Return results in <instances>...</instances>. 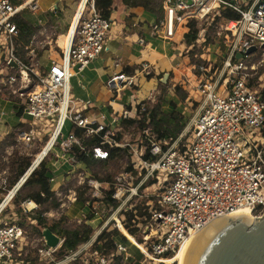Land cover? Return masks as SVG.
I'll use <instances>...</instances> for the list:
<instances>
[{"label": "built area", "instance_id": "1", "mask_svg": "<svg viewBox=\"0 0 264 264\" xmlns=\"http://www.w3.org/2000/svg\"><path fill=\"white\" fill-rule=\"evenodd\" d=\"M70 1L74 3V12L60 58L52 60L43 73L36 74L16 54L19 45L15 43L18 29L14 18L22 17L26 10L36 12L37 0H0V42L5 43L0 45V102L11 104V115L22 108L21 121H29L28 129L10 128L5 119L9 114L0 105V125L8 127L0 131V142L12 134L27 147L41 143L39 155L46 153L38 161L36 156L7 195L12 194L10 200L27 176L55 149L74 162L71 149L74 145L83 149L85 138L97 137L111 147L126 146L116 140L118 131L111 124L85 117L71 95V78L80 75L106 50L112 22L97 10L95 0ZM163 11L156 31L162 29L168 39L173 38L178 26L187 28L191 21L204 25L220 17L223 11L239 14L240 20L232 28L233 39L226 33L222 41L226 56L219 79L198 82L200 105L179 137L165 150L157 143L158 139L152 138L149 154L159 158L151 163L143 160L138 146L131 147L135 170H145V177L165 186L159 210L149 211V220L139 225L147 253L142 255L148 259L173 257L192 234L214 219L242 209H249L255 219L264 215V94L248 85L250 73L264 67V1L164 0ZM202 32L204 36L206 29ZM35 39L36 35L30 44ZM252 47L255 51L247 54ZM133 84L132 77L121 74L111 77L106 85L117 97ZM135 115L139 120L136 111ZM92 153L94 158L108 157L100 147H93ZM137 189L131 193L136 194ZM119 194L123 196L121 189ZM7 197L0 202V264H13L14 251L24 233L22 227L7 222L3 215L10 202ZM67 199L74 203L75 192L69 191ZM30 203L33 202L21 204L23 213L34 210V203L28 209ZM117 248V253L109 257L96 253L85 264H115V256L124 251L122 245ZM76 256L73 253L66 260L72 261Z\"/></svg>", "mask_w": 264, "mask_h": 264}, {"label": "rangeland", "instance_id": "2", "mask_svg": "<svg viewBox=\"0 0 264 264\" xmlns=\"http://www.w3.org/2000/svg\"><path fill=\"white\" fill-rule=\"evenodd\" d=\"M62 4L64 6L62 5L63 9L58 12L60 16L57 14L58 18L56 17L52 19V17H50L54 16V14L51 15L52 12L46 14L47 20H45L40 26L36 33L35 41L30 44V50L26 52V64L39 68L37 63L38 53L41 52V54H43V52H45L47 55L54 54L58 49L57 42L60 43L65 39L67 30V22H65V19L68 16L67 11L71 9L65 6V3ZM32 14L35 15L31 16ZM36 14L37 12L33 13L26 10L22 17L27 21L32 22L34 19L36 20L38 16ZM70 17L72 20V12L70 13ZM232 23L235 24V22L226 23L224 20H220L217 23L208 20L204 25L196 23L198 29V41H196L195 47L192 48L191 52L186 54V74L176 85L186 94V99L184 101L179 100V109L182 113H186L185 118L187 124L200 105L199 97L196 93L198 82L209 78H212V80L215 81L220 77V66L226 56L225 47L222 44V41L224 40L226 33L229 34L231 40L233 39L232 32L234 29L230 28ZM203 28L206 29L204 36H202ZM207 41L210 42V45L207 44ZM4 44L5 43L0 42L1 46ZM252 62H257V60L252 59ZM224 77L225 75L222 79ZM251 81H255V87L253 89H257L263 95L264 67H259L256 71L250 73L248 83ZM170 82V79H168L167 83L163 84L165 88H159L161 97L169 95L167 87ZM35 85L36 81L33 79L31 85L32 88H34ZM31 86H29V88H31ZM171 86H173V83ZM173 89L171 90L172 95L175 92ZM221 91L222 89L219 88L218 92ZM15 99L18 100L19 98ZM157 99L154 100V102L157 101ZM9 111L10 107L8 106L6 112ZM13 124H15V121L12 122V125ZM9 136H6L1 141L2 146L0 148V202L5 199L11 191V189H7V182L13 176L10 169L12 163L19 157H29L32 164L41 150V145L36 144L37 142L27 147L22 143L17 142L12 134ZM186 137L183 139L184 142ZM122 138H124L122 142L126 145L124 147H119L122 149V152L115 153V156H113V154L108 155L106 163L95 165L91 168H88L83 164H79V166L69 157H60V159H57L53 154H49V156L45 158L46 165L50 161L59 163V170L50 171L49 173L50 178L54 177L53 179L56 181L54 184L50 183V187L51 190L54 191L55 199L59 206L56 209H49L43 214V216L47 219L48 223L64 219V226L68 227H75L81 222H85L92 228L94 235L90 242L83 244L78 248L75 252L77 253V256L74 260L67 261L66 258L71 254L65 257H60L59 255L61 241H58V244L55 247H50L45 237V231L42 230L41 234H38L37 230L32 228L35 223H30L28 219H25L24 214L22 217L18 216L16 214L17 206L12 203V200H10L6 208L7 211L3 213L7 219L6 221L17 224L18 222L25 220L27 224L23 228V238L20 240L14 251L13 264H85L87 261H91L96 253L102 255L101 252L93 246V242L97 236L104 229L110 231L115 227L121 235L125 237V241L120 238H115L116 243L124 247V251L121 252V259L118 260L119 263L177 264L178 258L175 255L171 257L170 260L169 258H155L154 260L156 261H154L145 258L142 255V253H146L144 250L146 245L143 244L144 239L142 230L139 229L136 238H133L122 228L121 222L125 218L120 215L121 211L124 212L134 206L139 207L142 213H144V209H147V213H149V211L153 213L154 210H159L160 195L165 187L163 184H157V180H155L154 184L150 185L149 183L153 181V179L151 177H145V175L142 174V171H139L138 169L135 170L133 167L132 161H134V159L130 156L131 147L139 146L142 155L145 153L146 147H150V143L142 139V136L137 131V127L129 128L128 130H125V132L123 131V135H121V139ZM157 143L159 145L162 144L159 141H157ZM57 171L58 173H56ZM56 178L58 179L56 180ZM136 181H138L137 185L135 184ZM110 185H112V188L114 189L113 198L121 203L120 208L117 210H112L111 206H108L102 201L105 198L103 191H108ZM135 187H138L136 194H132L131 190ZM120 189L123 191V196L119 194ZM69 191H74L76 194L77 200L74 203L69 202L67 199ZM29 208L30 207L28 206V209ZM33 209L43 211L46 207L38 208L35 206ZM89 215H93V217L90 220H87ZM131 238L137 243L138 240H141V243H138L140 245H137L135 241L131 243ZM48 251H50L49 255L46 254ZM103 256L109 257L110 255ZM114 262L116 261L114 260Z\"/></svg>", "mask_w": 264, "mask_h": 264}, {"label": "crops", "instance_id": "3", "mask_svg": "<svg viewBox=\"0 0 264 264\" xmlns=\"http://www.w3.org/2000/svg\"><path fill=\"white\" fill-rule=\"evenodd\" d=\"M62 3H65V6L71 9L67 11V18H69L65 19V22H67L66 29H68L71 22L70 13L72 12L73 15L74 12V5L70 0H37L40 12L36 11L38 16L36 20L34 19L30 23L34 27L39 26L38 28H40L47 20L46 14L49 12H52L51 15L54 14L55 16H50L52 19L56 18L57 14L60 16L58 12L63 9L64 5ZM108 10V19L112 22V26L106 43V50L101 57L91 62L80 75H76L70 80L71 95L77 101L78 109H82L83 115L88 119L96 120L101 124H111L118 131V134L123 135V131L125 132V130L138 125L137 123L130 124L128 122L130 119L136 120L135 111L137 112V106L147 100L154 102L157 97L160 99L159 88H165L163 84L170 79L171 82L167 87L169 95L162 96L161 110L166 114L171 113L173 111L171 104H175L176 111L182 114L187 125L186 113H182L179 109V99L175 92L173 95L171 94V90L174 86L176 87L177 82L182 80L187 70V47L183 42V35L187 32V28L178 26L173 38L168 39L165 38L162 29L156 31L158 24H156L155 17L146 13L140 7L129 8L122 4V0H112V6ZM33 15L35 14L31 16ZM63 44V41L57 42L58 49L54 54L47 55L45 52L40 54L37 62L39 68L27 65L32 68L34 73H43L45 69L49 68L52 60H59L60 49ZM121 74L132 77L134 84L126 86L121 95L116 97L106 84L111 77ZM165 74H167V79H164ZM172 83L173 86H171ZM0 105L4 109L10 107V111L7 112L9 115L5 118L7 119L6 124L10 128H29V121L27 123L22 122L21 116L17 117L10 114L11 104L9 102H0ZM14 121L15 124L12 125ZM141 124L150 128L146 123ZM6 128L0 125V131H5ZM151 130L157 132L155 137L157 139L158 131ZM123 140L124 138L120 141ZM36 144L41 145L42 148L41 143L37 142ZM50 154H53L57 159H60V157L67 158V155L64 156V153L58 149L53 150ZM75 164L79 165V163ZM58 165L59 163L50 161L46 167L50 171H56L59 170ZM54 180L50 183L54 184L56 182Z\"/></svg>", "mask_w": 264, "mask_h": 264}, {"label": "trees", "instance_id": "4", "mask_svg": "<svg viewBox=\"0 0 264 264\" xmlns=\"http://www.w3.org/2000/svg\"><path fill=\"white\" fill-rule=\"evenodd\" d=\"M163 2L164 0H122V4L129 8H142L146 13L155 17L156 24H158L164 17L163 11ZM96 8L103 17L108 18L109 8L112 6V0H95ZM220 20H224L226 23L229 22H237L240 20V15L232 12V11H223L221 16L215 18L213 22L217 23ZM14 23L18 29V36L15 40V43L19 45L16 48V54L24 63H27L26 60V52L30 50V43L32 38L38 32L39 28L34 27L29 21L24 19L21 16H17L14 18ZM188 32L183 35V42L186 45V54L191 52L192 48L195 47V43L197 41L198 29L196 27V23L191 21L188 26ZM207 44L210 45V42L207 41ZM25 48H28L25 50ZM41 52L38 53V56ZM236 59L234 58V61ZM249 87H255V81H251L248 83ZM175 94L179 100L184 101L186 99V94L183 93L180 87H175ZM163 102V98L157 99L154 103L150 100L142 102L144 106V110H141V105H138L136 110L139 114L138 119H130L128 122L130 124L140 123L138 124L137 131L142 136L143 140H146L148 143L150 138L144 135V131L147 130L149 135L154 139L157 135L158 131V141L162 144L161 147L165 150L168 145L173 143L179 135L183 132L186 127V122L181 113L176 111L175 104H171L173 111L171 113H163L161 110V104ZM22 113V108L19 109L16 116L20 117ZM141 123H146L150 128L146 127ZM79 133V131L77 132ZM13 136V135H12ZM11 137V136H9ZM116 140H121V135L118 134ZM167 143V145L164 144ZM2 146V142H0V148ZM93 147H100L104 149L108 155L115 156V153L122 152V149L119 147H111L109 144L101 141L97 137H89L85 138L82 142V148L74 145L71 149V154L73 156L74 163L83 164L86 167H92L99 164L106 163L107 159H98L94 158L92 153ZM138 149L141 151V148ZM149 147H146L145 153L142 155L144 161L147 162H155L159 158V156H151L149 154ZM126 152V151H125ZM130 156H132V150L130 149ZM31 165V160L29 157H19L12 163L10 169L13 173V176L7 182V189H12L28 171ZM50 170L46 167V161L43 160L38 167H36L25 179L24 183L20 186V188L16 191L12 198V203L17 206L16 214L20 217L24 214L25 219H28L30 223H35L32 226L33 229L37 230L38 234H41V231H48L52 235H54L59 241H61V245L59 247V255L60 257H65L70 254L75 253L78 248L91 241L94 233L92 228L87 225L85 222H81L79 225L75 227L64 226V219H60L59 221H54L48 223L47 219L43 216L45 212L49 209H56L59 205L55 199L54 191L51 190L50 187ZM142 174L145 175V170H142ZM149 184H154L155 180L152 178ZM109 182V181H108ZM138 181H136L137 185ZM114 189L112 185H110V189L108 191H103L105 198L102 200L108 206L112 207V210H117L120 208L121 203L113 198ZM31 201L38 208L46 207L43 211H38V209L31 210L28 213H23L21 209V204ZM159 209V208H158ZM144 213H142L139 207L134 206L129 210L124 212L121 211L120 215L125 219L121 222L122 228L128 235L133 238H136V235L139 231V225L143 224L147 219L150 218L149 213H147V209H144ZM93 215H89L87 220H90ZM18 226L24 228L26 224L25 220L17 223ZM115 238H120L125 241V237L121 235L118 229L115 227L114 229L108 231V229H104L94 240L93 246L97 248L102 255H110L112 253H117V243ZM136 242V241H135ZM138 243H141V240H138ZM136 242L137 245H140ZM122 255H116L114 260L115 264L119 263V259H121ZM171 258V257H170ZM169 258V259H170ZM168 259V258H167Z\"/></svg>", "mask_w": 264, "mask_h": 264}, {"label": "water", "instance_id": "5", "mask_svg": "<svg viewBox=\"0 0 264 264\" xmlns=\"http://www.w3.org/2000/svg\"><path fill=\"white\" fill-rule=\"evenodd\" d=\"M254 51L252 47L247 54ZM227 218L220 217L199 233L185 264H264V215L252 223L243 216ZM45 237L50 247L58 244L50 232L45 231Z\"/></svg>", "mask_w": 264, "mask_h": 264}, {"label": "bare ground", "instance_id": "6", "mask_svg": "<svg viewBox=\"0 0 264 264\" xmlns=\"http://www.w3.org/2000/svg\"><path fill=\"white\" fill-rule=\"evenodd\" d=\"M235 27V25L234 24H232L231 26H230V28H234ZM65 41V39L63 40V42ZM144 135L145 136H147L148 138H150V141L149 142H151V139L153 138L152 136H150L149 135V133H148V131L147 130H145L144 131ZM44 154H46L45 152H44ZM44 154H38L37 155V159H36V161H38L39 159H41V155H44ZM11 195L12 194H10V196L8 197V200L7 201H9L10 200V197H11ZM29 207L30 208H33L34 207V204L33 203H30L29 204ZM236 216H243L244 218H246V219H248V221L249 222H253V220L255 219L254 217H253V215L250 213V210L249 209H242V210H238V211H236V212H234V213H232L231 215H229V216H226V217H228V218H231V217H236ZM227 218V219H228ZM218 219H220V218H217V219H214V220H212L208 225H210L211 223H213V222H216ZM240 219V218H239ZM208 225H206L202 230H200L199 232H197V233H195V234H192V236L188 239V241H187V243L175 254V256H177V258H178V261H177V264H185V260H186V257H187V254H188V252H189V250H190V248H191V246H192V244H193V242H194V240L196 239V237L199 235V233L200 232H202L203 230H205L206 229V227L208 226ZM135 240L133 239V238H131L130 239V242L131 243H133ZM147 254V253H146ZM152 260H154L153 258H151ZM165 259H167V258H165ZM171 259V258H170ZM169 259V260H170ZM154 261H156V260H154Z\"/></svg>", "mask_w": 264, "mask_h": 264}]
</instances>
